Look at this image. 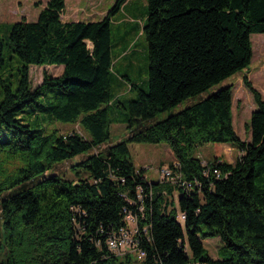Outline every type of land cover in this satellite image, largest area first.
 Listing matches in <instances>:
<instances>
[{"label":"trees","instance_id":"1","mask_svg":"<svg viewBox=\"0 0 264 264\" xmlns=\"http://www.w3.org/2000/svg\"><path fill=\"white\" fill-rule=\"evenodd\" d=\"M125 1L101 20L64 21L66 1L48 0L36 20L13 22L0 35V227L8 251L0 264H264L263 94L244 76L257 104L248 141L234 127L232 85L150 123L250 65L251 36L264 33V0H147L146 86L115 67L111 18ZM13 59L16 86L5 75ZM34 65L63 71L44 72L33 89ZM125 81L135 96L114 100L113 84L123 89ZM55 121L79 124L85 134L48 129ZM117 121L128 134L109 143ZM161 142L190 187L148 181L132 161L130 143ZM205 143L231 144L241 154L205 164L195 154ZM82 154L71 166L76 179L46 175ZM127 213L139 217L141 261L107 245ZM214 237L223 243L221 258L203 244Z\"/></svg>","mask_w":264,"mask_h":264},{"label":"rangeland","instance_id":"2","mask_svg":"<svg viewBox=\"0 0 264 264\" xmlns=\"http://www.w3.org/2000/svg\"><path fill=\"white\" fill-rule=\"evenodd\" d=\"M66 6L62 13L64 21H96L101 20L105 14L111 9L116 0H65ZM48 0H0V35L6 37L9 28L13 22L21 19L29 21L36 20L40 11L46 6ZM147 0H132L131 7L134 13H130L129 7L115 13L111 18L112 30V54L114 58L123 52L125 34V23L133 22L135 30L130 32V40L135 43L133 57L128 60H120V64L124 68V72L129 75L133 82H139L141 86H146L148 80V50L147 40L143 31V23L147 17ZM131 14V15H130ZM125 22L121 24V21ZM122 36V37H120ZM253 46V57L250 65L239 71L232 76L220 81L201 95L184 99L180 104L172 109L161 112L150 123L162 120L169 114L177 112L194 101L199 100L201 97L205 98L212 92L221 87L232 85L233 86V120L234 127L241 139L248 141L250 139V131L248 125L250 123L251 112L257 109V104L254 101L252 92L245 86L243 82L246 76L253 85L264 96V33H254L251 36ZM19 61L13 59L9 61L6 76H9L10 81L14 86L18 83L17 69ZM63 71V65H44L31 67V81L33 89L36 88L43 80L44 72L52 76H58ZM125 89L113 84L114 100L119 96L126 95L128 97L135 96V91L130 88V84L125 81ZM130 88V89H129ZM126 91V92H124ZM117 95V96H116ZM123 124V125H122ZM48 129H58L61 133L80 132L83 135L85 132L79 124L65 123L55 121L47 126ZM128 129L121 121L114 122L111 127V138L109 143H115L121 138L126 137ZM106 145L101 146V150L105 151ZM226 147V149H224ZM130 154L132 161L136 167L145 170L144 175L148 181L156 182L162 180L161 170L165 167H170L171 162H175V157L171 148L166 143H130ZM97 150H93L96 152ZM195 154L201 158L203 163L212 162L215 157L221 158L228 162H234L241 154L238 148L226 146L225 143H205L196 148ZM218 154V155H217ZM86 155H78L72 159L65 160L56 164L53 168L48 170L47 176L53 173H59L68 179H76L73 174L71 166L73 163L84 158ZM179 195L176 191L174 198ZM177 204V203H176ZM206 246V250L210 256H217V251L223 247V243L218 237L213 240L202 239ZM216 241V247L213 242ZM220 247V248H219ZM219 257L224 256V248ZM8 251L4 243L3 229L0 227V261L7 258ZM130 256L133 261H136L135 254L131 252L125 253L121 256L125 259Z\"/></svg>","mask_w":264,"mask_h":264},{"label":"built area","instance_id":"3","mask_svg":"<svg viewBox=\"0 0 264 264\" xmlns=\"http://www.w3.org/2000/svg\"><path fill=\"white\" fill-rule=\"evenodd\" d=\"M217 174L218 172L215 171ZM162 179L167 180L173 184H181L190 187L191 184L182 180L180 174H176L175 170L171 167H165L161 170ZM143 209H140L142 212ZM180 220L185 218V215H179ZM126 224L120 229L110 234L107 240L108 248L112 253L118 256H124L125 253L131 252L135 254V258L141 261L145 253L138 248V235H139V217L135 213H127L125 216ZM146 232V227L143 228Z\"/></svg>","mask_w":264,"mask_h":264},{"label":"crops","instance_id":"4","mask_svg":"<svg viewBox=\"0 0 264 264\" xmlns=\"http://www.w3.org/2000/svg\"><path fill=\"white\" fill-rule=\"evenodd\" d=\"M131 1L132 0H126L125 1V6H124V9H121V10H124V11H126V9L129 7V11H130V13H134L133 11H132V7H131ZM131 15V14H130ZM125 21L124 20H122L121 21V24H123ZM134 29L135 30V24L133 23V22H130V20H129V22H127V23H125V33L128 31V30H130V29ZM120 37H122V36H120ZM135 47V43H133V40H132V42H131V44H130V49H127V53H125V52H123V54H121L119 57H117L116 59H115V67H116V69H118V70H121L122 72H124V68L122 67V65L120 64V60H128L129 61V59L130 58H132L133 57V54H134V52L135 51H133L132 49ZM123 49H126V46H123ZM124 86V88L123 89H125V85H123ZM130 89V88H129ZM124 92H126V91H124ZM125 95V94H124ZM123 95V96H124ZM123 125V124H122ZM226 146H232L233 148H237V147H235V146H233V145H231V144H226ZM224 149H226V147L224 148ZM172 151V150H171ZM240 153H241V151H239ZM218 155V154H217ZM175 162L174 163H177V160L175 159L174 160ZM219 238V237H218ZM207 239H209L210 240V242H211V240H213L214 238H207ZM219 240H220V238H219ZM221 241V240H220ZM204 244V243H203ZM213 244L215 245L214 247H216V241H214L213 242ZM204 246H205V244H204ZM206 247V246H205ZM220 248V247H219ZM217 256H211V257H213V258H219V255H220V250H218L217 251Z\"/></svg>","mask_w":264,"mask_h":264},{"label":"bare ground","instance_id":"5","mask_svg":"<svg viewBox=\"0 0 264 264\" xmlns=\"http://www.w3.org/2000/svg\"><path fill=\"white\" fill-rule=\"evenodd\" d=\"M180 215H184V214L182 213V214H180Z\"/></svg>","mask_w":264,"mask_h":264}]
</instances>
